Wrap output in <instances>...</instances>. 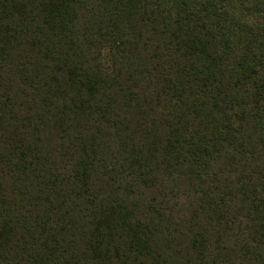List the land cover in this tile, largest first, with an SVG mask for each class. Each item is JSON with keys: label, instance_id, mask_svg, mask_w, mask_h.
Here are the masks:
<instances>
[{"label": "trees", "instance_id": "obj_1", "mask_svg": "<svg viewBox=\"0 0 264 264\" xmlns=\"http://www.w3.org/2000/svg\"><path fill=\"white\" fill-rule=\"evenodd\" d=\"M0 264H264V0H0Z\"/></svg>", "mask_w": 264, "mask_h": 264}]
</instances>
